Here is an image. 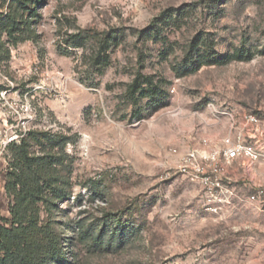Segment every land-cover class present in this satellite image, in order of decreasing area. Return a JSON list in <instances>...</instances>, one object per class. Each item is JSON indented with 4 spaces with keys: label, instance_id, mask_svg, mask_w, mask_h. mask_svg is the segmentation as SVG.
Masks as SVG:
<instances>
[{
    "label": "rangeland",
    "instance_id": "rangeland-1",
    "mask_svg": "<svg viewBox=\"0 0 264 264\" xmlns=\"http://www.w3.org/2000/svg\"><path fill=\"white\" fill-rule=\"evenodd\" d=\"M238 47L250 57L192 68ZM136 78L154 97L132 95ZM2 88L33 120L0 160V226L23 142L53 162L36 203L46 264H264V0H0ZM245 115L260 156L225 165L210 195L181 156Z\"/></svg>",
    "mask_w": 264,
    "mask_h": 264
},
{
    "label": "trees",
    "instance_id": "trees-1",
    "mask_svg": "<svg viewBox=\"0 0 264 264\" xmlns=\"http://www.w3.org/2000/svg\"><path fill=\"white\" fill-rule=\"evenodd\" d=\"M94 57L95 63L107 65L108 59L101 55V51ZM249 57V51L244 47H238L212 60H204L203 56H200L193 62L192 68L197 69L204 61L222 63L230 59L242 60ZM146 81L147 79L141 82L136 78L129 88L132 95L139 93L140 98L154 97L156 90L151 87L143 88L142 85L147 83ZM15 148L16 152L8 172L9 180L6 182L13 197L10 208L11 225L0 226V264H46L47 261L56 258V249L47 250L41 243V235L44 236V232L38 224L39 209L36 208V203L43 200L44 191L51 186L49 179L45 178L43 173L52 166L53 162L46 156H28L23 142ZM103 238L101 234L94 236L98 241Z\"/></svg>",
    "mask_w": 264,
    "mask_h": 264
},
{
    "label": "built area",
    "instance_id": "built-area-1",
    "mask_svg": "<svg viewBox=\"0 0 264 264\" xmlns=\"http://www.w3.org/2000/svg\"><path fill=\"white\" fill-rule=\"evenodd\" d=\"M14 97L9 89H0V160L4 162L10 147L26 137L33 120L29 101ZM248 131H258V119L254 115H245L236 130L217 139L211 150L192 149L184 153L180 159V170L197 180L208 194L213 195L217 190L215 195H219L225 165L236 160L255 162L260 156L258 137L246 134Z\"/></svg>",
    "mask_w": 264,
    "mask_h": 264
},
{
    "label": "crops",
    "instance_id": "crops-1",
    "mask_svg": "<svg viewBox=\"0 0 264 264\" xmlns=\"http://www.w3.org/2000/svg\"><path fill=\"white\" fill-rule=\"evenodd\" d=\"M246 134H249V135H254V134H256V135L258 136V134H257L256 132L253 133V132H251V131L246 132Z\"/></svg>",
    "mask_w": 264,
    "mask_h": 264
}]
</instances>
